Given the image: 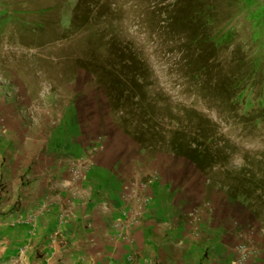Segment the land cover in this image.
Segmentation results:
<instances>
[{
  "label": "rangeland",
  "instance_id": "374dc122",
  "mask_svg": "<svg viewBox=\"0 0 264 264\" xmlns=\"http://www.w3.org/2000/svg\"><path fill=\"white\" fill-rule=\"evenodd\" d=\"M202 1L214 20L200 37L228 32L212 52L202 42L200 47L192 43L185 28L171 26L173 10L181 7L178 0H92L81 7L78 0H0V170L34 162L72 107L91 103L96 119L106 116L139 148L134 157L143 162L171 153L162 151L159 140L146 148L130 134L141 130L145 140L155 129L165 137L177 119L183 126L193 119L188 113L205 116L215 122L218 144L228 140L232 151L227 162L210 171L215 178L208 180L198 170L207 185L230 197L224 186L228 182H263L264 126H238L232 118L236 107L227 105L217 83L253 62L263 61L264 70V0ZM131 62L137 63V73L141 68L144 94L140 99L135 92L136 98L123 100L122 111L113 110L98 75L105 80L120 64ZM254 80L259 85L261 74ZM258 93L256 87L251 96L256 99ZM137 119L153 126H140ZM29 181L26 177L23 185ZM254 182L249 187L257 200L254 210L233 198L251 216V240L242 241L253 250L249 257L264 241V187L255 188ZM0 185L5 187L2 178ZM17 203L10 204L12 209Z\"/></svg>",
  "mask_w": 264,
  "mask_h": 264
},
{
  "label": "crops",
  "instance_id": "0c3cea01",
  "mask_svg": "<svg viewBox=\"0 0 264 264\" xmlns=\"http://www.w3.org/2000/svg\"><path fill=\"white\" fill-rule=\"evenodd\" d=\"M92 105L72 107L34 162L28 158L21 169L7 165L0 170L5 183L0 185V264L229 263L235 245L251 240L247 209L216 193L182 157L135 159L139 148L106 116L96 119ZM79 157L88 159L87 174L71 181L69 161ZM151 174L155 178L144 191L150 200L139 223L125 239L116 238L111 224L125 206L124 197L134 190V181ZM26 177L30 181L24 186ZM15 200L19 204L12 209ZM61 208L70 216L58 225ZM191 212L199 214L195 230L188 220ZM30 213L34 218L27 222ZM245 264H264V241Z\"/></svg>",
  "mask_w": 264,
  "mask_h": 264
},
{
  "label": "trees",
  "instance_id": "16d2710c",
  "mask_svg": "<svg viewBox=\"0 0 264 264\" xmlns=\"http://www.w3.org/2000/svg\"><path fill=\"white\" fill-rule=\"evenodd\" d=\"M91 1L78 0V4L81 7L85 4L88 5ZM178 1L181 7L173 10L174 13L170 17L171 26L179 29L185 28L192 43L199 45L202 42L206 46V49L212 52L228 39V32L220 34V30L215 32L213 36L201 38L202 31L204 32L207 26L213 24L214 19L209 12L210 9L201 5L205 4L202 3V0L199 1L200 3L197 2L198 0ZM122 56L119 54L118 57L121 58ZM262 62H253L251 66L246 67V69L240 72H232L230 74L231 77L222 79L220 85L217 83L218 89H221L220 91L225 93L227 105L229 107H236L233 108L236 110L232 114V118H235V123L244 129L249 127L251 130H256L260 125L264 126V70H262ZM120 65L117 73L110 74L107 78L105 77V80H103L104 77L102 75H98V80L102 83L104 91H106L112 109L122 111L124 106L123 100L127 102L130 98H136L135 92L140 94L141 99L144 93L142 91V84L139 82L142 72L140 68L137 73V63H122ZM254 73L256 75L261 74L259 85L255 83L254 77L256 75ZM256 87H258L259 93L256 99H254L251 93L254 92ZM221 98L224 97L221 96ZM135 102L138 103L137 99ZM141 109L143 108L140 107V111ZM230 111L233 112L231 108ZM188 115L193 116V119L189 123L187 122L183 126V123L177 119L176 124L178 125L168 131L165 137L154 129L150 131L151 135H148L144 140L142 138L145 136V133L141 130L132 134L126 128L123 130L126 134L132 135L133 140L146 148L155 145L159 140L158 144H161L160 148L162 151L185 158L202 172L208 180H211L215 176L210 171L216 165L228 161L230 152H232L228 151V148H231V145L228 140L221 145L220 143L218 144V138H216L214 131L215 122L200 114L188 113ZM137 121L140 126L141 124L143 127L148 125V129L153 126L146 119L145 121L137 119ZM145 128L144 130H146ZM153 136L156 140H153ZM237 180L238 182L241 181L239 183L236 181L234 184L228 182L224 185L227 189V195L239 200L246 207L248 206L252 209L254 204L257 203L256 197L253 195L254 192L249 189L254 181L251 179H247L246 181L243 179ZM253 187H264V181L259 183L254 182Z\"/></svg>",
  "mask_w": 264,
  "mask_h": 264
},
{
  "label": "built area",
  "instance_id": "2783aa9c",
  "mask_svg": "<svg viewBox=\"0 0 264 264\" xmlns=\"http://www.w3.org/2000/svg\"><path fill=\"white\" fill-rule=\"evenodd\" d=\"M90 148V150L96 149L95 146H91ZM69 167L71 171V181L82 180L87 174L89 162L87 158L79 157L75 160H70ZM154 178L155 176L151 174L145 180L134 181L132 183V188H134V190L129 194V196L124 197L125 206L122 210L119 211V214L113 219L111 224L112 228L116 232V238L119 237L121 239H125L127 231H129L134 225H137L139 223L141 216L144 213L150 200V196L144 193V191L151 184ZM48 201V199L43 200V203L41 204L43 208L47 207ZM54 203L58 205L59 201H55ZM69 216L70 211L66 208H61L58 213V225L64 223ZM33 218L34 215L30 213L28 215L29 220H27V222L32 221ZM188 220L193 224V230H195V223L199 222V214L195 212L189 213ZM56 233L57 232L54 231L50 235V238L54 239ZM193 234L195 235L196 233L194 232ZM19 251H24V248L21 247ZM252 253L253 250L248 244L239 242L234 247L233 258L227 264H244ZM127 259H131L130 254L127 256ZM133 264L137 263L134 262Z\"/></svg>",
  "mask_w": 264,
  "mask_h": 264
}]
</instances>
